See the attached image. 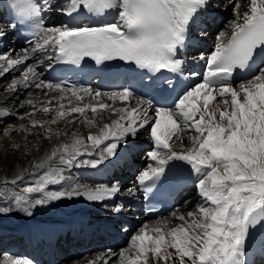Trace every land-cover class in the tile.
<instances>
[{
	"label": "snow or ice",
	"instance_id": "1",
	"mask_svg": "<svg viewBox=\"0 0 264 264\" xmlns=\"http://www.w3.org/2000/svg\"><path fill=\"white\" fill-rule=\"evenodd\" d=\"M208 3L209 0H67L60 11L68 16L81 11L101 16L115 10L117 19L102 26L46 28L41 13L51 9L49 0H43L42 4L36 0H15L18 21H32L37 40L34 47L21 50L15 57L10 51L0 53V76L21 67L22 77L13 78L6 86L8 91L15 92L23 85L58 93L39 101L38 107L32 98L23 102L33 109L32 113H26L31 125L47 128L51 134L49 125L73 114L79 117L69 120L70 123L82 122L89 127H97V117H102L105 110L117 117L87 137L73 133L70 142L56 145L36 163L35 167L47 170L39 184L25 189L27 194H43L35 203L79 195L99 201L116 195L118 181L111 187L83 191L79 190L80 186L47 191V185L63 179V169L54 168V164L72 166L77 157L89 154L90 148H99L105 141L115 139L117 142L108 143L98 159L81 162L95 167L116 154L122 138L135 136L145 126L150 128L154 141L155 148L149 157L156 166L140 175L141 185L162 176L170 161L185 162L195 174L204 203L186 215L172 213L180 221L175 226H170V221H159L142 227L132 237L129 247L118 254L119 264H245V244L250 230L264 226V67L238 87L232 85L230 77L237 68H249L257 53L264 52V0H248L247 10L242 13L241 3L236 0L230 34L227 30L220 32L211 55L200 56L206 60L207 69L202 82L177 95L172 108H154L152 100L143 98H136L133 106L116 107V101L130 102L134 96L130 88L101 93L76 84L65 87L62 83L39 79L36 65L25 62L51 48L58 53L57 60L71 64H79L85 57L97 64L118 58L133 62L150 74L162 70L181 72L184 61L176 58L177 52L188 39L190 25ZM4 35L0 29V37ZM102 96L111 103L103 99L92 102ZM85 97L89 98L87 102ZM37 111L54 115L50 120L31 118ZM89 113L93 115L90 117ZM8 115V109L0 107V117ZM20 130L30 131L25 125H20ZM185 133L191 146L174 147L183 144ZM4 134L8 135V131ZM19 179L22 176L17 174L11 183ZM15 202L27 211L24 196L17 197ZM7 264L32 262L16 258L9 259Z\"/></svg>",
	"mask_w": 264,
	"mask_h": 264
},
{
	"label": "bare ground",
	"instance_id": "2",
	"mask_svg": "<svg viewBox=\"0 0 264 264\" xmlns=\"http://www.w3.org/2000/svg\"><path fill=\"white\" fill-rule=\"evenodd\" d=\"M212 1L214 2L212 4L209 2V6L201 11L202 16L206 14V17H209L213 10H220L222 8L228 11L229 6L234 2V0H223L225 4H227L225 5L219 4L221 0ZM240 1L242 3L240 9L242 13L247 10L246 4L248 0ZM40 2L42 4L43 0H40ZM49 3L52 5L51 9L43 10L47 15V28L68 27L69 23L65 18L66 14L60 11V9L67 4V0H49ZM108 14L110 16L109 23L115 22L117 19L116 11L111 10ZM4 16L5 13L1 12L0 29L6 33L4 36L7 37L9 31L4 22ZM231 21L232 20H229V22L225 23L224 27L222 26L216 34L214 32H210L209 34L208 32L206 37L202 35L206 31L216 28V25L210 23L209 29L204 28L202 31L197 27V29L200 30L199 34H201V36H197L199 39L198 41L204 42V44L199 47H192L190 52L184 55L188 64L186 77L190 81L191 87L202 82V76L198 74V71L202 70L206 60H201L200 56L203 55L204 57H208L211 55L215 50L217 36L220 32L227 30L230 34L229 24ZM88 24L89 23H86L87 26ZM201 24L202 23H199V25ZM5 37L3 43L6 41ZM8 39L10 40V38H7V40ZM207 44H210V46H207ZM34 45L35 41L26 48L30 49L34 47ZM6 47V52H12L13 57L21 54V50L26 49L14 43L7 44ZM53 55L54 51L49 48L46 52L36 53L33 58L25 63L35 64L39 79L49 82L48 72L52 67L53 58L50 60L48 57H53ZM261 67H264V65ZM12 73H19L15 79H20L22 77V68L17 67L15 70L0 76V107L7 108L10 113L8 116L0 117V125L7 118L18 117L16 122H10L7 128L2 129L4 133L7 130L8 135H4L3 138L5 139L3 142L0 140V160L2 161V170L0 174V209H10L7 212L0 211V247H2L3 251L0 257V264H7L9 259L16 258L29 260L32 264H45L46 259L50 262L53 260L60 261L63 257L60 258L59 255L63 250L66 252L68 251L66 257L72 260L75 251L65 248H76L79 246L88 248L89 246L92 247L91 245H97L99 251L91 254L87 260L75 261L68 264H91V262H95V264H119L118 254L129 247L132 238H129L128 235L133 231L134 225H140L136 230L138 232L145 225L151 226L159 221H170V226H175L180 223L175 217L171 218L175 209L169 216H164L160 219L148 218L141 204L143 201L144 184L141 185L139 183V177L144 171L142 173L139 172L140 175L137 179H129L130 171L132 172L133 169L135 171V168H133L134 161L132 156L141 151L142 141L145 139L148 145L155 148L148 126L138 129L135 136L129 135L122 138L118 142V147L115 150L116 154L114 156H108L95 167L90 163L81 162L98 159L101 151L104 150L105 146L110 143L111 140L105 141L99 148H90L89 154L77 157V160L74 161L72 166L54 164V168L63 169V179H58V182L49 183L47 185V191H66L77 188V186H80L79 190L83 191L85 188L95 189L103 186L111 187L118 181L119 189L121 186L127 185L126 189L129 191H126L127 193L124 195L119 191L113 197L99 201H91L88 200L85 195H79L62 197L58 200H47L44 204H37L35 201L42 197V193L27 194L25 189L29 186H26L25 189L16 187L20 185V182H25V180L33 181L34 184L30 186L39 184L41 179H44L43 173L47 169L35 167L36 163L45 157L46 154L50 153L56 145L70 142L73 133H78L81 136L87 137L90 132H97L99 126L103 123H108L110 120L116 119L117 117L115 114L105 110L102 117H97V127H89L86 123L82 122L70 123L69 120L79 117V114H73V117L49 125L53 130L51 134L48 133L47 128L33 127L30 117L26 115V113H32L33 109L31 106L23 105V102L28 98H32L38 107L39 101L48 100L52 96L58 95V93L43 88L37 89L34 86L25 88L23 85L18 86L17 91L10 92L6 88L10 82H7L8 78L4 76ZM193 73H196V75H192ZM242 82L246 81H237L233 86L238 87ZM46 92L47 95H45ZM136 98L147 100L145 94H139L138 96H133L130 102L116 101L114 106H133L135 105ZM99 99L111 103L106 96L95 98L92 102H96ZM88 100L89 98L85 97V101L87 102ZM172 107L173 106L168 108ZM149 114L152 115L151 112ZM53 115L54 113H42L37 111L31 118L50 120ZM92 115V113H89L90 117ZM20 117H23V119ZM20 125L27 126L30 131L20 130ZM12 129L16 130L13 131ZM64 133H68V135H64ZM187 135L188 134L185 133L183 144L177 143L174 147L179 149L185 146H191V142L187 139ZM112 142L117 141L112 139ZM149 153L150 152H148V154ZM152 162L150 167H155V162ZM17 174H20L22 179L16 180V183L12 184L11 181L16 178ZM5 181L8 183H5ZM182 185L184 188L179 197L180 199H182L184 195L189 194L192 188L196 186L195 174L191 171H186L183 174ZM20 196H24L27 200V203L24 205L27 211L22 210L15 202L16 198ZM194 202L198 207L204 203L199 191L190 201L191 204ZM118 207L121 209L119 212L115 211ZM187 207L188 205L181 207L176 212L177 216L181 214L186 215L188 212H195L193 210H187ZM136 233L134 235H136ZM123 238H125V240L129 238V240H127V245L120 249L117 248L118 250L111 247L107 248L105 247L107 245L102 242L108 241L115 244L123 240ZM254 239V229H251L245 244V264H251L254 260L253 253L258 254L264 261V254L262 255V253H260V248H258ZM101 246L105 248H101ZM81 252L82 249L78 251V253Z\"/></svg>",
	"mask_w": 264,
	"mask_h": 264
},
{
	"label": "rangeland",
	"instance_id": "3",
	"mask_svg": "<svg viewBox=\"0 0 264 264\" xmlns=\"http://www.w3.org/2000/svg\"><path fill=\"white\" fill-rule=\"evenodd\" d=\"M236 0H234V2L229 6V10L226 11L225 10V13H226V18L223 19V22L220 24V26L214 28V33L216 34L220 29L221 27L223 26L224 27V24L229 22V20H233L235 19V15H234V11H233V7H234V4H235ZM239 2L241 3V1L239 0ZM242 5V3H241ZM19 73H12V74H8V75H5L4 77L8 78L7 82H11V80L13 78H15ZM10 79V80H9ZM237 87V86H236ZM18 120V117L15 118V117H12V118H7L1 125H0V140L1 142L4 141L5 138L4 137V132H2V129H5L8 127V125H10V122L13 123L14 121L16 122ZM146 140L144 139V141H142V145H141V151L137 154H134L132 157H133V161H134V166L133 168H135V171L131 172V174L129 173V179L133 180L134 179H137L140 175V173H142L143 171L147 170L151 164L153 163L149 157V154L148 152H151L154 150V148L150 145H148L146 142ZM112 142V140L110 141V143ZM5 144V143H4ZM150 149V150H149ZM149 160V161H148ZM149 162V163H148ZM136 163V164H135ZM2 161L0 160V174H1V170H2ZM147 166V167H146ZM132 168V169H133ZM144 168V169H143ZM142 170V171H141ZM140 172V173H139ZM34 184L32 180H25V182H20V185H17L16 187L18 188H21V189H25L26 186H30ZM27 188V187H26ZM127 188V185H123L120 187L119 191L121 193H123V195L125 193H127L126 191H129ZM197 186H194L191 190V192L187 195H184L183 198L181 199V201H179V203L177 204L176 208H175V213L183 206H186L188 205L187 207V210H193V211H196L197 209V204L194 202V203H190L191 199L198 194V191H197ZM177 209V210H176ZM171 218H173V216H171ZM140 226V225H139ZM138 225H136L135 228H133V231L128 235L129 238H132L134 236V234L137 232L136 230L139 228ZM135 229V230H134ZM136 231V232H135ZM133 235V236H132ZM129 238H127V240H129ZM127 240H125V238H123V240H120L118 243H110V242H106V241H102L103 243H105L107 246V248L111 247V248H114L116 250L120 249L121 247L127 245ZM62 241V240H61ZM108 243V244H107ZM122 245V246H121ZM92 247H84V246H79V247H68V248H65V249H68V250H71V251H75L74 254H73V258L72 260H69L67 259L66 257V252L65 250H63V252H61V254L59 255L60 258L63 257L62 260L60 261H49L48 259H46L45 261V264H65V263H71V262H79V261H84V260H87L88 257H90L91 254L93 253H96L97 251H99L97 249V245L93 246L91 245ZM105 248L104 246H101V248ZM6 248V247H5ZM100 248V249H101ZM118 248V249H117ZM77 249V250H76ZM82 249V252L79 253V254H75V253H78L79 250ZM103 250V249H101ZM2 247H0V257H1V253H2ZM65 254V255H63Z\"/></svg>",
	"mask_w": 264,
	"mask_h": 264
}]
</instances>
